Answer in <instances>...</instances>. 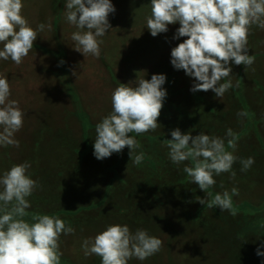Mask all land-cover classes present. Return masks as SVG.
Instances as JSON below:
<instances>
[{"label":"clouds","instance_id":"9594fccd","mask_svg":"<svg viewBox=\"0 0 264 264\" xmlns=\"http://www.w3.org/2000/svg\"><path fill=\"white\" fill-rule=\"evenodd\" d=\"M151 5L147 28L152 36L179 22L173 38L187 37L171 49L170 62L195 78L190 91L212 90L216 97H223L232 87L230 79L221 83L231 75V64L251 67L254 63V57L248 54V36L253 25L264 29V0H151ZM23 7L22 0H0V59L10 58L16 65L28 56L38 32L45 28L44 24L31 27L22 15ZM65 7L67 22L79 29L71 35L75 50L99 58L103 40L98 38L111 27L108 15L115 12L111 0H67ZM165 80L164 74H153L150 80L140 79L136 86L120 83L114 89L112 111L95 126L93 154L97 159L119 153L125 146L132 157L139 142L130 133L141 135L160 127ZM10 94L8 79L0 75V146L19 147L15 133L23 127L24 112L18 101L9 100ZM227 136H233L231 129ZM171 137L166 142L170 160L177 165L190 160L192 165H185L183 171L203 192L216 184L214 176L229 172L234 178L232 166L238 160L241 171L249 170L255 162L252 157L235 156L237 145L232 139L227 144L232 151H228L224 139L203 132L193 136L176 128L171 130ZM143 158L141 152L133 162L139 165ZM29 168L27 162L14 164L0 175V264H60V236L74 229L61 218L46 214L33 215L31 223L24 219L31 206L27 198L39 186L28 173ZM231 195H238V190L233 188ZM231 195L227 191L215 195L208 207L235 215ZM197 200L205 204L204 199ZM162 246V240L147 230L133 233L126 224L108 225L82 243L84 255L99 256L101 264H128L133 257L143 261ZM256 254L264 256L259 248Z\"/></svg>","mask_w":264,"mask_h":264},{"label":"trees","instance_id":"16d2710c","mask_svg":"<svg viewBox=\"0 0 264 264\" xmlns=\"http://www.w3.org/2000/svg\"><path fill=\"white\" fill-rule=\"evenodd\" d=\"M251 43L253 40L248 36L249 55ZM255 67V62L251 67L232 63L231 75L221 80L224 83L230 79L232 87L219 98L212 90L190 91L196 82L190 76L183 81L184 87L178 88L179 76L172 78L169 74V81L162 85L165 90H170V94L166 93L163 100L158 117L160 127L141 135L130 133L139 142L134 156L144 154L139 165L133 162L134 156L119 158L114 152L104 159L91 158L88 165L94 168H78L76 160L81 163L86 159L82 152H77L79 155L74 157L79 136H92L94 142L95 126L100 121L90 122L85 113L77 115L83 123L72 124L74 134L69 137L67 131L62 132L63 141L57 143L61 159L56 168L60 170L49 168L48 171L34 169L30 172L33 178L39 175L40 181L27 198L31 206L26 209L28 215L24 219L31 223L33 215L59 217L73 229L78 228L82 236L87 231L104 230L108 225L117 224L124 216L134 232L145 229L149 235L161 239L166 248L180 245L190 249V264H264V256L256 254L257 248L264 252V194L251 195L255 184L246 178L248 170L241 171L238 160L232 166L236 173L234 178L229 172L214 176L216 184L203 192L183 171L185 165L191 166L192 162L174 164L166 145L167 139L172 138L173 129L179 128L182 133L193 136L203 132L224 139L228 151H232L227 147L228 140H234L237 145L234 155L243 159L252 157L255 161L252 167L262 168L264 127L261 122L264 123V114L259 108L264 106V81ZM253 79L261 93L260 98L256 92L251 98ZM171 90L175 91L174 96ZM183 93L185 98H182ZM111 111L112 106L102 116ZM241 112L246 115H238ZM84 116L83 121L80 117ZM228 129L232 130V137L227 136ZM72 162L78 172L74 178L70 177L72 170L66 168ZM124 164L127 168H118ZM233 188L238 190V195H231ZM225 191L231 195L235 215L221 211L219 207H208V201ZM200 198L205 200L204 205L197 200ZM157 207L164 210L157 211ZM63 235L59 239L61 253L64 249L60 243L67 239ZM70 258L61 255L60 264H80ZM81 264L98 263L95 260Z\"/></svg>","mask_w":264,"mask_h":264},{"label":"rangeland","instance_id":"374dc122","mask_svg":"<svg viewBox=\"0 0 264 264\" xmlns=\"http://www.w3.org/2000/svg\"><path fill=\"white\" fill-rule=\"evenodd\" d=\"M66 2L67 0H22V15L29 25L35 29L37 25L44 24L45 28L38 32L32 50L20 65H16L10 58L0 59V75L6 76L11 89L9 100L18 101L24 112L23 127L15 133L19 147L0 146V175L12 165L24 162L30 164L29 174L34 169L38 172L48 171L49 168L59 171L60 168L56 167L61 154L57 143L63 141L62 132L67 131L66 134L72 136L75 128L72 124L77 121L82 124L77 115L84 113L90 122L98 119L101 121L104 112L112 106V93L120 83L136 86L140 79L150 80L153 74H164L167 82L169 74H172V78L179 76L178 88H183V81L188 77L183 69H175L170 62L171 49L187 37L173 38L180 27L179 22L169 24L166 32L155 37L151 35L147 28V19L151 16V0H111L115 12L108 15L111 27L103 37L98 38L103 40L99 58L84 56L75 50L76 44L71 35L79 29L66 20ZM249 36L253 40L250 55L255 58V68L264 81V29L253 25ZM2 47L0 44V48ZM61 60L64 61L63 64L59 63ZM257 89L259 88L253 79L254 94H251V98L256 93L260 98L261 93ZM166 93L170 94V90H166ZM174 94L175 91L171 90V95ZM185 97L186 94L183 93L182 98ZM261 107L263 109L259 108V111L264 114V106ZM80 118L84 121L85 116ZM261 127H264L263 122ZM82 136L84 139L79 136L74 157L79 155L77 152H82L86 159L81 163L76 160L78 168H94L88 165V161L95 157L93 137L86 134ZM115 154L119 158L126 157L129 150L124 148ZM260 161L262 168L251 166L246 173L249 182L255 184V190L251 193L253 197L264 194V161ZM66 168L72 170L71 178L76 177L78 172L77 168L74 169L73 162ZM118 168L127 166L124 164ZM31 178L38 183L40 181L39 175ZM162 210L164 209L157 207V211ZM118 221L116 223L120 225L129 223L124 216ZM79 231L74 228V232L67 234V239L60 243L64 249L62 256H71L74 263H92L96 260L100 264L99 256L84 255L82 243L85 239L94 238L102 230H90L82 233V236ZM164 237L167 239L166 235ZM191 254L190 249L180 245L169 248L162 246L149 260L140 261L133 257L128 264H190Z\"/></svg>","mask_w":264,"mask_h":264}]
</instances>
